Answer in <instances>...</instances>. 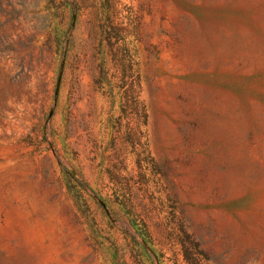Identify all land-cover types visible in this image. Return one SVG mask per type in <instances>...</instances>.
Returning a JSON list of instances; mask_svg holds the SVG:
<instances>
[{
	"label": "rangeland",
	"instance_id": "374dc122",
	"mask_svg": "<svg viewBox=\"0 0 264 264\" xmlns=\"http://www.w3.org/2000/svg\"><path fill=\"white\" fill-rule=\"evenodd\" d=\"M0 264H264V0H0Z\"/></svg>",
	"mask_w": 264,
	"mask_h": 264
}]
</instances>
